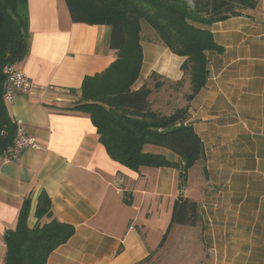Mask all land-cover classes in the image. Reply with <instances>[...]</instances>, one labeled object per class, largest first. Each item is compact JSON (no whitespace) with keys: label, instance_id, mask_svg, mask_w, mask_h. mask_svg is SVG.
Masks as SVG:
<instances>
[{"label":"crops","instance_id":"1","mask_svg":"<svg viewBox=\"0 0 264 264\" xmlns=\"http://www.w3.org/2000/svg\"><path fill=\"white\" fill-rule=\"evenodd\" d=\"M21 13L29 21L30 49L16 65L35 90L18 93L6 107L41 149L26 150L18 162L0 160V264L5 237L29 196L28 226H36L42 193L55 216L76 229L47 264L149 262L181 195L198 204L201 216L198 226L172 228L167 239L177 238L186 264H264V0L207 27L223 52H207V85L188 103L186 123L202 140L205 160L188 170L182 190L176 168L135 172L113 161L89 114L76 109L84 79L118 58L111 28L73 23L66 0H25ZM143 53L134 88L152 85L157 74L165 83L152 90L150 107L171 115L172 85L184 78L185 59L146 43ZM146 151L178 161L161 147Z\"/></svg>","mask_w":264,"mask_h":264},{"label":"trees","instance_id":"2","mask_svg":"<svg viewBox=\"0 0 264 264\" xmlns=\"http://www.w3.org/2000/svg\"><path fill=\"white\" fill-rule=\"evenodd\" d=\"M25 0H0V157L9 152L17 135L4 102V68L23 60L30 49L29 21L21 13ZM261 0H66L75 24L108 26L110 46L118 52L117 60L104 72L87 76L81 87L77 110L89 114L99 141L110 158L138 172L142 167L176 168L179 188L186 185L188 170L205 160L202 140L187 125L189 104L206 87L209 77L207 52H223L207 29L215 23L237 17L244 10H254ZM156 32L160 43L174 55L184 58V78L173 84L182 90L188 105H179L173 114L155 112L149 104L152 90H163L164 83L152 74L153 84L136 90L143 67L144 30ZM174 101V100H173ZM155 146L178 156L171 161L163 154L146 151ZM31 196L21 208L16 228L5 237V264H47L53 252L75 235V226L61 222L54 214L52 201L42 193L36 212L37 224L31 229L28 218ZM201 222L195 201L179 196L175 201L163 248L174 226L196 227Z\"/></svg>","mask_w":264,"mask_h":264},{"label":"built area","instance_id":"3","mask_svg":"<svg viewBox=\"0 0 264 264\" xmlns=\"http://www.w3.org/2000/svg\"><path fill=\"white\" fill-rule=\"evenodd\" d=\"M3 74L5 76L4 85V102L6 106L13 103L18 93H26L31 95L35 86L31 79L24 71L20 70L16 64H8L5 66ZM17 135L13 148L2 155L0 160L4 163L18 162L23 153L28 149H41L37 141L28 137L21 126L20 122H16Z\"/></svg>","mask_w":264,"mask_h":264},{"label":"rangeland","instance_id":"4","mask_svg":"<svg viewBox=\"0 0 264 264\" xmlns=\"http://www.w3.org/2000/svg\"><path fill=\"white\" fill-rule=\"evenodd\" d=\"M186 1L190 5L194 6L195 0H186ZM145 27H147V26H145ZM144 38H145L144 43H146V44H152V45H157V46H161V47L166 48L164 45H162L160 43V38H159L158 34L154 31L150 30L148 27L145 28V30H144ZM189 83H190V79L188 77L186 79L185 85L181 87L182 90L180 92H179V90H177L175 92L173 91V94H174V98H173L174 104L173 105H175L176 107H178L179 105H185V97L183 95H184ZM183 91H184V93H183ZM176 227L177 226H174L173 229H175ZM173 229H172V231H173ZM172 231H171V233H172ZM167 242L168 243H166L165 245L168 244V247L165 251H163V248L159 249L160 251H158L155 254V257H153L149 262H145V263H141V264H186L185 260L182 259L183 255H180V253L178 251V246L180 243H179V241H177V238L174 241H172L171 243L169 240H167Z\"/></svg>","mask_w":264,"mask_h":264}]
</instances>
